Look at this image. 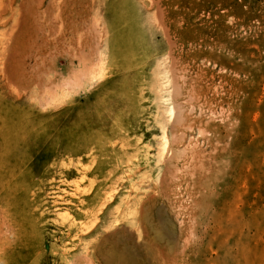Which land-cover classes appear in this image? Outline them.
Instances as JSON below:
<instances>
[{
    "label": "rangeland",
    "instance_id": "obj_1",
    "mask_svg": "<svg viewBox=\"0 0 264 264\" xmlns=\"http://www.w3.org/2000/svg\"><path fill=\"white\" fill-rule=\"evenodd\" d=\"M0 264H264V0H0Z\"/></svg>",
    "mask_w": 264,
    "mask_h": 264
},
{
    "label": "bare ground",
    "instance_id": "obj_2",
    "mask_svg": "<svg viewBox=\"0 0 264 264\" xmlns=\"http://www.w3.org/2000/svg\"><path fill=\"white\" fill-rule=\"evenodd\" d=\"M157 5H159V4H157ZM159 10H160V9H159ZM161 10H162V9H161ZM162 14H163V13H162ZM162 14H161V15H162ZM157 15H158V14H157ZM159 19H160V18H159ZM164 25H165V24H164ZM166 33H167V32H166ZM166 36H167V35H166ZM167 39H168V38H167ZM172 42H173V41H172ZM173 44H174V43H173ZM82 57H83V56H82ZM85 60H86V59H85ZM178 60H179V59H178ZM180 71H181V69H180ZM178 113H179V112H178ZM178 119H180V118H178ZM180 120H181V119H180ZM181 121H182V120H181ZM178 125H179V124H178ZM174 140H176V139L174 138ZM172 142H176V141H173V140H172ZM173 144H174V143H173ZM173 154H174V153H173ZM176 154H177V153H176ZM174 156H175V154H174ZM175 157H176V156H175ZM169 173H170V172L168 171V174H169ZM171 174H173V173H170V175H171ZM175 174H176V173H175ZM171 176H172V175H171ZM164 177H165V176H164ZM165 178H166V177H165ZM165 178H163V179H165Z\"/></svg>",
    "mask_w": 264,
    "mask_h": 264
}]
</instances>
